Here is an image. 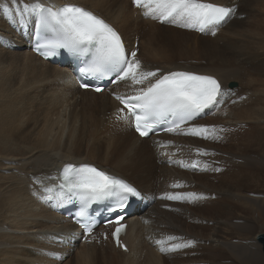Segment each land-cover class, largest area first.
I'll return each instance as SVG.
<instances>
[{"label": "bare ground", "instance_id": "obj_1", "mask_svg": "<svg viewBox=\"0 0 264 264\" xmlns=\"http://www.w3.org/2000/svg\"><path fill=\"white\" fill-rule=\"evenodd\" d=\"M46 1L79 3L102 15L118 29L130 51L139 49L136 59L141 62L145 71L159 69L160 74H165L182 70L216 77L221 84L223 96L220 97L221 102L217 104L219 110H215L217 105L207 109L206 118L215 114L214 117L223 120L232 113L236 123L225 122H228V125L240 123L238 129L247 132L251 129L248 126L249 122L261 121L263 113L255 107L264 108V104L261 103L264 99V88L249 91L251 94L249 98L248 93H241L233 88L238 92L234 93L233 89L228 88L231 83L237 86L235 81L230 80L235 76H241L240 70L235 66L242 65L227 64L228 59L218 54L223 53L222 50L220 52L214 50L218 57V63L215 65L174 63V59L181 57L182 53L172 51L175 50L173 45L178 43L180 37L187 39L186 34L189 33L185 31L188 29L178 26L166 27L157 20L143 17L144 9L133 7L132 0H40V2ZM223 1L225 3L221 0H206L234 8L233 0ZM24 2L32 3L34 0H24ZM3 5H8V13L5 15L4 11L0 10V264H233L228 263L234 260L232 256L224 259L229 254L225 256L223 254L225 250L241 259L239 264H264L261 245L256 240L258 233L254 238L259 246L252 241L234 242L229 237L232 233L241 236L244 234L242 232L251 230L252 225L228 222V218L222 215V209L227 207L226 203L216 207L219 215L214 218L216 220L207 238L210 243L199 244V248L195 250L196 255L202 256L196 258L195 254L192 257L186 256L181 248L169 253L168 255L173 258L167 261L162 256L161 247L167 248L168 244H178L177 242L185 238L188 241L193 240L195 236L183 231L185 221L182 220L190 216L183 214L185 206H182L180 211V216L184 218L177 217L175 213L170 215L179 226L173 221H163L158 217L164 200L155 194L156 183H159L158 178L161 176L160 182L164 181L159 183V187L168 185L173 179L182 181L178 169L186 170L183 166L184 159H179L181 167L178 166L180 150L174 147L173 140L169 145L170 152L176 154L173 156V168L167 167L165 163L159 164L158 167L151 160L153 156H160L167 142V136L179 131L178 142L181 144L178 146L184 150L185 155H188L189 162L204 161L205 159L194 154V149H198V146L193 145L190 150L181 147L182 143L190 142V137L184 133L189 128L197 126L198 119L173 132L149 138L138 136L127 120L113 121V109L116 103L109 95L104 92L95 94L89 90H79L68 67L52 65L27 48L23 37L16 33L10 23L14 21L18 26L21 23L32 24L34 17L26 15L22 17L20 5L13 3L12 0H0V7ZM225 21L213 28L222 27ZM136 37L140 38L138 46H135ZM221 39L222 36L218 35L212 39L203 38V41L209 44ZM169 51L172 53L169 54ZM242 85L246 86V83L243 82ZM142 87H146V84H133L130 80H124L118 81L112 88L113 91L123 95H131L136 94ZM233 93L234 97H232ZM242 104H245V112L234 114L233 112ZM222 106L226 108L225 112L222 116H218ZM222 156H225L224 153ZM226 156L229 157L228 160L235 159L232 155L226 154ZM238 156L236 154V157ZM237 159L241 163V157ZM168 161L172 160L167 158L166 163ZM66 162L95 164L107 172L129 180L145 195L155 200V203L141 215L127 219L128 225L124 235L127 251L116 250L110 244L109 253L105 254L103 247L100 249L93 246L96 245V241L90 244L80 242L74 233L76 226L68 219L54 213L36 197L39 194H47L42 191L44 187L53 189L49 194L56 193L58 183L55 177L58 176L61 165ZM164 171L173 172L174 178L171 179L169 176L164 178L165 175L162 174ZM187 174L193 175L190 172ZM203 176L206 178L205 175ZM216 178L221 180L219 176ZM204 186L207 187L206 184ZM172 189L175 188L165 189L163 195L186 194L178 188L177 192ZM207 189H203V192L194 198L203 201H199L200 204L196 206L200 209L203 219H207V215L202 211L207 213L208 210L213 209H208L206 203H209V193L214 191ZM226 191L228 192L229 189ZM225 196L223 193L219 195L221 198L219 201L223 202L225 199L227 202L228 198H224ZM233 196L241 195L236 193L231 195ZM204 197L206 199H202ZM251 199L255 201V198L251 197ZM179 201L191 203L193 200ZM234 206L240 207H236L237 211L245 207L239 203ZM245 208L249 210L248 207ZM233 213L234 216L239 215L235 210ZM257 215L259 216L258 213ZM220 216L225 217L222 219ZM241 217L244 218L243 215ZM162 221L168 227L165 234L160 232ZM200 221L202 223L204 220ZM158 224L160 227L155 228ZM257 227L258 225L256 229ZM168 237H176L173 239L176 242ZM157 241L163 243L158 244ZM208 254L213 258H207ZM216 257L218 261H214Z\"/></svg>", "mask_w": 264, "mask_h": 264}, {"label": "snow or ice", "instance_id": "obj_2", "mask_svg": "<svg viewBox=\"0 0 264 264\" xmlns=\"http://www.w3.org/2000/svg\"><path fill=\"white\" fill-rule=\"evenodd\" d=\"M12 2L20 5L22 17L26 15L35 18L38 37L35 50L41 55L56 56L60 50H65L77 57H90L85 66L79 69L81 76L98 79L114 77L112 83L130 80L133 84H146V87L140 88L135 95L116 96L123 105V108L117 110V118L127 120L141 137L149 136L161 121L170 117L173 118V127L166 131L173 132L180 128L181 124L221 102L220 97L223 96L221 85L212 76L188 71L160 74L159 69L143 70L141 62L136 59V52H131L130 56L127 53L120 34L104 19L81 6L75 4L46 6L40 0H34L32 3L24 0ZM133 3L144 9L143 15L146 18L202 33L219 26L235 11L234 8L219 6L206 0H133ZM0 10L7 15L8 5H3ZM212 34L215 35V32ZM80 86L90 87L87 83H81ZM94 90L100 92L102 88L97 86ZM214 132V128L194 126L184 134L209 139ZM198 154H202L200 150ZM197 164L198 162L194 161L192 166L195 167ZM204 168L206 169L207 165H204ZM59 179L58 188L61 194H67L69 200L76 197L81 203L76 216L78 222L83 221L81 227L85 230V236L95 227L94 222L88 219V208L97 201L114 198L115 204L109 211L115 214L114 222L120 226L113 232V237L118 246L124 247L119 241V233L124 227L120 224L124 219L121 213L127 209L131 198L141 196L137 188L88 164L66 165ZM52 190L49 187L42 189L44 193H50ZM193 196H195L193 193L167 194L166 198L182 200ZM157 243L162 244L163 241ZM191 244L192 241L189 240L168 248L161 247L160 251H175Z\"/></svg>", "mask_w": 264, "mask_h": 264}, {"label": "rangeland", "instance_id": "obj_3", "mask_svg": "<svg viewBox=\"0 0 264 264\" xmlns=\"http://www.w3.org/2000/svg\"><path fill=\"white\" fill-rule=\"evenodd\" d=\"M221 2L224 1L221 0ZM233 2L235 3L234 4L235 11L231 14L230 16L231 18L229 17L230 19L228 18L229 20L227 19L226 20L227 22L225 21L226 23L225 25L223 24L224 26L222 25V27L218 29H213L202 35L197 32H195L196 33L195 34L194 30L188 29V31L187 30L185 31L186 33L187 32L189 33L188 35L186 34L187 39H183L182 37H180L178 43L173 45V48L175 50L172 49V51H178L182 53L181 57L178 58L176 57L174 59V63H176L177 65L179 64L183 65L182 63H189V64L192 63L195 65L203 66V65L217 64L218 57L217 54L214 52V50L216 51L217 49V52L218 51L220 52V50H222L223 53L220 52L218 54H222L224 57L228 59L227 64H229L230 66L237 64L239 66L242 65L241 67L235 66L240 70L241 76H235L230 81H235L237 83L235 89H238L241 93H248L249 94L248 98H249L251 96L249 91H254L257 89L264 88V0H233ZM129 10L132 11L130 7ZM159 23L166 27L174 26L171 23H161V22ZM212 32H215V35H213ZM233 32H235V34H233ZM218 35H221L222 39L219 41H215V43L210 42L209 44H207L205 41H203V38L212 39L213 37H216ZM172 51H169V54H171ZM245 58L247 61L244 60ZM244 67H246V69ZM243 82L246 83V86L242 85ZM244 87H247V89H244ZM235 89H233L234 93L237 92ZM234 93L232 97H234ZM263 100H261V103L264 104ZM245 104L238 106L235 112L233 113L239 114L240 111L245 112ZM231 106L232 105H229V107ZM223 108L224 106H222V109ZM255 108L261 111L263 113V116L261 117L260 119L261 121L259 122H249L248 126H250L251 128L249 132L241 128L238 129L237 126L240 123H237V125L236 124L234 125V123L232 124L229 123V125L227 124L228 122L236 123V118L233 117L231 113L223 120L220 118L219 119L216 118L217 116L214 117L215 114H211L210 116H207V118L206 117L203 119L199 118L196 121V123L200 121L198 125L196 124L197 126H207L209 127V129L212 128L215 129V132L212 133V138L204 139L199 136L193 135L192 137V135H188L190 137L189 139L195 142L196 144L208 145L214 147L216 149L214 158L218 161V163H220L221 166L220 167L218 166L217 168L219 169V171H217L216 168H213L215 167L213 166L210 170L206 171V173L201 171H192L193 175H188L186 171L178 169V173L180 172L179 174L182 177L181 179L182 181H178L180 185L177 186V188L182 193L186 192L187 194V191L185 190V186L189 183V181H192L194 182V184L188 185V189H189L188 191H190V189L192 190L200 189V191H198L197 194H195V196L191 198L193 200L191 203L189 201L185 202L179 200H175V201L164 200V203L160 207L159 210L160 214L158 215V217L159 218L161 217L163 221L170 220L175 222L170 217V215L173 213H175L177 217L182 218L183 216L182 217L180 216L181 215L180 211L182 206H185V208L183 209V214L190 215L182 220L186 222V223L184 222L185 226L183 225V231L190 236H195L194 237L195 239L191 240L192 244L190 246L182 248V251L183 252L185 251L184 252L185 254L184 253L182 254L186 256L192 257L196 252L195 250L199 248V244L201 245L204 244L205 242L206 244L210 243V241L207 240V238L210 235L211 228L214 225V221L216 220L214 218L219 215V213H217L216 207H218L223 203H226L227 207H225V209H222V215L224 214L226 216L224 217L228 218L227 219L228 222H233V223L240 222L243 225L244 224L252 225L251 230L248 229L242 232L244 233L241 234L243 238L237 235L236 233H232L231 235H229V237L232 238V241L234 242L244 241V243L252 241L258 245L254 237L257 233H261L264 231V108H262L261 106H256ZM225 109L219 111L218 113L220 112L221 113L218 116H222V114H224L225 112ZM178 136H179L178 134H174L172 136V139L176 140ZM163 153L164 152L161 153L162 157L163 155L164 156L167 155L166 153L165 154ZM223 153L225 156H222ZM225 153L227 155L228 154L232 155V158L235 159L228 160L227 159L228 156H226ZM236 154L239 155L238 157H241V163L240 160L237 159L238 157H236ZM161 156H153L151 160L153 164L158 165V167H159V162H161L160 160L158 161V159L162 158ZM200 156L203 158L204 157L209 158L206 164L199 165L200 169H204V165L207 166L209 165L212 155L210 154V157H208L207 155H200ZM228 161H230V163ZM162 162L164 163V161ZM236 163L239 164L237 165ZM128 174L132 175L130 173ZM159 174H161V172H159ZM171 175H173L174 177L173 172L171 173ZM203 175H205L206 178H203L204 177ZM218 176L221 178V180L216 178ZM164 178H166V176ZM163 181L164 180H162L161 182ZM204 184H206L207 187H205ZM201 186L203 189L209 188L207 189L208 191H212V190L214 191L212 193H209V197H208L209 203L208 204L206 203L208 209L209 208H213V209L208 210L207 213H205V211H202V213L207 215L206 217L207 219H203L202 214L199 212L200 209L196 207L197 205L200 204V202L203 201L194 200V198L197 195L203 192ZM228 189L229 191L227 192L226 190ZM216 191L220 193H215ZM222 193L224 194V196L227 194V196L224 197L226 199L228 198L227 202L225 199L223 202L219 201L221 199L219 195H222ZM236 193H239L241 196L231 197L232 194H236ZM251 197L255 198V201H252ZM202 199H206V198L204 197ZM215 201L216 203L219 202L217 203L218 205L215 203ZM238 203L242 206L248 207L249 210L243 207L242 210L237 211L238 209L236 207L238 208L240 207L234 206V204H238ZM249 204L251 205V207ZM204 207L205 206H203V208ZM234 210L239 215L235 213L236 215L234 216L233 215ZM257 213L259 214V216L257 215ZM241 215H243L244 218L241 217ZM221 217L222 219L224 218L223 216H220V218ZM246 218L249 220L246 221L247 220ZM200 220H204V221L201 223ZM163 221L161 225L162 230L160 232L165 234L166 230H168V227L167 225L164 224ZM175 224L176 226L178 225L176 222ZM257 225L258 227L256 229ZM157 227H160V225L158 224L155 228ZM202 238L203 240H199ZM171 241L174 240L172 239ZM187 241H188L187 238H185V240L177 243H186ZM93 246L96 248L95 245ZM199 251L202 250L199 249ZM103 252L105 254L109 253V248H107V250L104 249ZM171 252L173 251L161 252V253H163L162 256H164L166 260L169 261L172 260L173 258L168 255ZM223 254L225 256L226 254H228V256L224 257V259L232 256L231 258L235 260L228 263L239 264L241 260L237 256H235V254L234 255L231 254L228 250L223 251ZM199 256L202 255L195 254L194 257L196 258ZM209 257L213 258L208 254L207 258ZM216 260L218 261L217 257L214 258V261Z\"/></svg>", "mask_w": 264, "mask_h": 264}, {"label": "water", "instance_id": "obj_4", "mask_svg": "<svg viewBox=\"0 0 264 264\" xmlns=\"http://www.w3.org/2000/svg\"><path fill=\"white\" fill-rule=\"evenodd\" d=\"M233 86H235L234 83H232V84L230 85V87H233ZM256 240H257L258 243L261 245V250H262V252H263V261H264V232H262V233H258V234L256 235Z\"/></svg>", "mask_w": 264, "mask_h": 264}]
</instances>
